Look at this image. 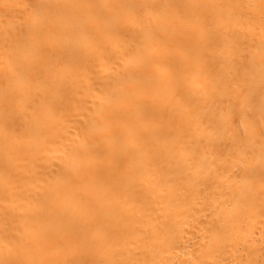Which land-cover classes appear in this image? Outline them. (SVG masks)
Returning <instances> with one entry per match:
<instances>
[{"label": "bare ground", "instance_id": "bare-ground-1", "mask_svg": "<svg viewBox=\"0 0 264 264\" xmlns=\"http://www.w3.org/2000/svg\"><path fill=\"white\" fill-rule=\"evenodd\" d=\"M0 264H264V0H0Z\"/></svg>", "mask_w": 264, "mask_h": 264}]
</instances>
